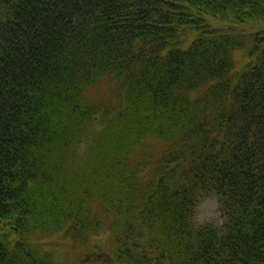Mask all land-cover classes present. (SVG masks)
<instances>
[{"label":"trees","instance_id":"1","mask_svg":"<svg viewBox=\"0 0 264 264\" xmlns=\"http://www.w3.org/2000/svg\"><path fill=\"white\" fill-rule=\"evenodd\" d=\"M64 259L264 264V0H0V264Z\"/></svg>","mask_w":264,"mask_h":264},{"label":"rangeland","instance_id":"2","mask_svg":"<svg viewBox=\"0 0 264 264\" xmlns=\"http://www.w3.org/2000/svg\"><path fill=\"white\" fill-rule=\"evenodd\" d=\"M99 126H100L99 123H96L95 125H93L94 128H98ZM83 144L84 142L81 143V146ZM196 213H197L196 219L199 221H202V220H210L213 222L218 221L219 211L217 207L216 194L214 192H208L205 195L200 197L197 203ZM55 238H56V243H55L56 245L59 241L60 235L57 234ZM54 246L52 248H54ZM73 247L74 245H66L62 247V250L65 256L69 258V260H72L74 258V248ZM51 251L54 253V250H51ZM56 259L57 261L59 260V255H58V258ZM64 261L66 264H70L68 260L64 259Z\"/></svg>","mask_w":264,"mask_h":264}]
</instances>
